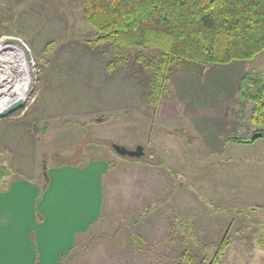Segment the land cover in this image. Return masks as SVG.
Listing matches in <instances>:
<instances>
[{"label":"rangeland","instance_id":"rangeland-1","mask_svg":"<svg viewBox=\"0 0 264 264\" xmlns=\"http://www.w3.org/2000/svg\"><path fill=\"white\" fill-rule=\"evenodd\" d=\"M82 3L0 0V46L27 61L23 46L7 41L19 38L33 59L20 98L0 110V194L21 178L43 184L45 167L101 159L109 168L100 219L77 233L60 264H213L226 235L220 264H264V135L237 157L225 149L227 138L254 131L238 86L244 74L264 71V51L223 64L180 61L153 105L152 71L141 59L158 50L94 43L99 33ZM17 101L22 107L2 115ZM110 114L119 118L102 119ZM138 143L160 153L114 149Z\"/></svg>","mask_w":264,"mask_h":264},{"label":"trees","instance_id":"trees-1","mask_svg":"<svg viewBox=\"0 0 264 264\" xmlns=\"http://www.w3.org/2000/svg\"><path fill=\"white\" fill-rule=\"evenodd\" d=\"M82 6L99 33L94 43L158 50L152 59H141L152 71L149 100L153 105L166 89L172 66L180 61L223 64L252 60L264 51V0H83ZM238 96L241 103L252 104V134L264 133V71L244 74ZM113 118L119 115L102 119ZM251 135L229 140L247 143ZM43 178L45 190L50 182L48 167ZM228 244L226 235L213 264H220Z\"/></svg>","mask_w":264,"mask_h":264},{"label":"crops","instance_id":"crops-1","mask_svg":"<svg viewBox=\"0 0 264 264\" xmlns=\"http://www.w3.org/2000/svg\"><path fill=\"white\" fill-rule=\"evenodd\" d=\"M218 108L211 112L213 121L221 112ZM235 116L241 118L242 112ZM213 123L215 134L218 124ZM257 139L238 143L227 138L225 149L233 153L231 158L237 157L238 152L248 153L260 141ZM139 145L144 147L138 143L135 148ZM146 150L144 147V156L160 153L157 147L153 152ZM213 150L219 151L216 146ZM262 150L260 158L264 157ZM108 168L109 164L101 159L83 165L74 161L60 163L48 168L50 182L45 190L42 183L24 178L3 190L0 194V264H60L63 256L75 249L77 233L89 229L100 219L103 202L100 178ZM259 192L257 199L264 204L261 185Z\"/></svg>","mask_w":264,"mask_h":264},{"label":"bare ground","instance_id":"bare-ground-1","mask_svg":"<svg viewBox=\"0 0 264 264\" xmlns=\"http://www.w3.org/2000/svg\"><path fill=\"white\" fill-rule=\"evenodd\" d=\"M0 110L12 100L20 98L25 89L26 61L12 45L0 46Z\"/></svg>","mask_w":264,"mask_h":264},{"label":"water","instance_id":"water-1","mask_svg":"<svg viewBox=\"0 0 264 264\" xmlns=\"http://www.w3.org/2000/svg\"><path fill=\"white\" fill-rule=\"evenodd\" d=\"M7 41L16 42L19 45L23 46V48L25 49V54H26L27 61L30 64H33V59H32V56L30 54V50H29V48H28V46L26 45L25 42H23L19 38H7ZM34 80H35V75L32 74L30 87H32ZM29 93H30V90H28V95H29ZM23 104L24 103L21 102V101H17L15 103H13L12 105H10L8 108H6L2 112V115H6L9 112L22 107ZM263 135H264L263 132H256L249 138V141H253V140H255V139H257V138H259V137H261ZM114 149L116 150V152H118L121 155H127V156H131V157L140 158V157L145 155L144 147L141 146V145L137 146L135 149H128L127 147H124V146L114 145Z\"/></svg>","mask_w":264,"mask_h":264}]
</instances>
